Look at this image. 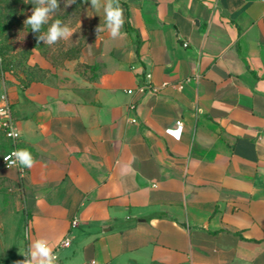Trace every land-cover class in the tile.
Returning a JSON list of instances; mask_svg holds the SVG:
<instances>
[{"label": "crops", "instance_id": "0c3cea01", "mask_svg": "<svg viewBox=\"0 0 264 264\" xmlns=\"http://www.w3.org/2000/svg\"><path fill=\"white\" fill-rule=\"evenodd\" d=\"M120 4V37L89 1L75 58L0 76L36 161L0 134V264L41 237L57 264H264V0Z\"/></svg>", "mask_w": 264, "mask_h": 264}, {"label": "clouds", "instance_id": "9594fccd", "mask_svg": "<svg viewBox=\"0 0 264 264\" xmlns=\"http://www.w3.org/2000/svg\"><path fill=\"white\" fill-rule=\"evenodd\" d=\"M76 3V0H65V7ZM34 5L24 24L29 26L36 35L37 43L53 46L61 40H69L75 33L73 29L65 25L60 19H52L53 13L60 9L59 0H33ZM91 8L99 10L103 8L104 24L96 28V32H106L113 39L121 36L125 24L124 9L120 0H90ZM44 25H49L47 31H42ZM129 57H134V52H129ZM9 168L18 166L21 169H32L35 166V159L28 149H15L8 156L4 157ZM153 225L155 221L152 222ZM59 241L50 243L46 238L32 240L24 253L25 259L17 261L16 264H57L58 257L55 249Z\"/></svg>", "mask_w": 264, "mask_h": 264}, {"label": "rangeland", "instance_id": "374dc122", "mask_svg": "<svg viewBox=\"0 0 264 264\" xmlns=\"http://www.w3.org/2000/svg\"><path fill=\"white\" fill-rule=\"evenodd\" d=\"M33 0H24L23 4L18 5L15 22L0 31V47L4 46L6 55L3 63L10 68V73L18 75L25 73L26 70L30 75L32 71L28 69L27 62L36 52L43 53L48 60H53L54 63L60 64L64 61V54L70 49H76L81 45L82 35L86 31L78 26L80 12L71 10V6L65 7V0H59L60 9L52 15L49 23L55 19H60L65 25L74 30L71 39L61 40L53 46L44 45L43 42L37 43L36 35L31 31L29 26L24 24L25 19L31 15V10L34 5ZM87 5V4H86ZM49 25H44L42 31H47Z\"/></svg>", "mask_w": 264, "mask_h": 264}, {"label": "built area", "instance_id": "2783aa9c", "mask_svg": "<svg viewBox=\"0 0 264 264\" xmlns=\"http://www.w3.org/2000/svg\"><path fill=\"white\" fill-rule=\"evenodd\" d=\"M184 47H186V44H184ZM147 78H150V76L147 75ZM165 84H167V83H164V85ZM176 86L181 88L183 86V83L182 82L177 83ZM157 90H158L157 87H154L148 83H146L145 85L139 86L137 88V91L140 93H144L146 91L155 92ZM126 92L128 94L132 93L131 90H127ZM0 102H1L0 103V129L3 132L4 136L10 141V144H11V149L2 156L1 162H2L3 167L8 169L9 167L7 166V163L5 162L4 157L8 156L13 150L19 149L18 148V141L20 139V135H19L18 129L16 127L15 121L13 120L10 103H9L8 97L5 93H3L0 96ZM127 111L131 115L129 118L130 122L131 123H137V118H136V115L134 113V105L129 104L127 107ZM181 126H182V122L180 120H178V121H176L175 129L169 131L174 135L175 139H179V137H180ZM14 167H17L19 169L21 176L24 175V173H25L24 169H21L18 166H13L11 168H14ZM71 224H72V226H75L77 224V220L73 219ZM69 244H70L69 240L65 239L63 242L60 243V247H68ZM55 254H56V252H55Z\"/></svg>", "mask_w": 264, "mask_h": 264}, {"label": "trees", "instance_id": "16d2710c", "mask_svg": "<svg viewBox=\"0 0 264 264\" xmlns=\"http://www.w3.org/2000/svg\"><path fill=\"white\" fill-rule=\"evenodd\" d=\"M90 0H76V3L71 6V10L80 12ZM24 0H0V31L11 26L15 22L16 14L18 11V5L23 4ZM80 47L76 49H70L64 54V60H70L75 58L79 53ZM6 55L5 47H0V76L4 74L5 71L9 72L10 68L3 63V59ZM42 56L48 59L43 53ZM50 60V59H49ZM53 63V60H50ZM0 134L4 136L0 129ZM6 138V137H5ZM10 149L6 150L7 153ZM2 155V156H3ZM2 158V157H1Z\"/></svg>", "mask_w": 264, "mask_h": 264}]
</instances>
